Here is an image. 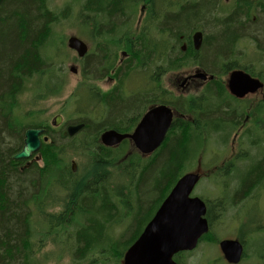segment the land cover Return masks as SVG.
Masks as SVG:
<instances>
[{"label": "trees", "instance_id": "16d2710c", "mask_svg": "<svg viewBox=\"0 0 264 264\" xmlns=\"http://www.w3.org/2000/svg\"><path fill=\"white\" fill-rule=\"evenodd\" d=\"M47 1L3 0L0 8V264H40L36 259V254L39 248H43L46 244L47 235L53 237L55 244L64 245L61 246V250L65 247L70 249L75 258H85L87 264H98L94 258L98 257L99 252L104 251L110 238L105 230L107 223L110 221H112L111 224L117 223L121 219V211L123 209L134 210L133 206L138 201V205L135 206L138 213L132 231V235H135L162 196L169 192L179 178L185 160L188 163L192 158L196 146L191 149L194 145L193 141L196 140L197 143L201 141L203 133L194 130L187 122L176 120L160 149L147 166L139 168L136 165V163L143 162L138 155L129 159L132 166L121 169V172L117 174V177H120L118 181L122 184L119 182L115 184L112 180L113 174L109 172L113 164L120 160V156L113 153L111 149L101 148L102 151L99 154L96 151V154L89 157L91 164L88 169L72 173L71 158L66 159L60 155L63 154L65 147L69 149L76 142L83 140L86 144L91 143L93 139H97L96 134L89 133L91 129L93 133H98L112 122L114 124L127 122L141 106L142 102L138 100L123 103L118 95L113 94L108 98L107 107L117 122L112 120L110 123L97 127L89 125L87 126L89 127L88 132H85L86 138L77 141L65 139L62 134H60V140L52 135L49 127L46 129L42 127L45 132L47 131L49 141L51 140L49 145L42 143L40 148L43 169H38L36 164L34 167L31 165L25 168L26 161H14L13 156L22 147L21 139L24 131L27 128H38L34 122L29 124L20 121L13 112L17 104V95L22 91L27 76L44 73L46 70V60L40 55V48L44 46L49 36L47 32L45 35V25L48 23L54 27L60 21L71 19L70 16L59 17V14L52 10L49 16ZM119 1L87 0L77 15L78 20L84 21L85 19V25L93 28L95 36L103 42L106 50L112 55H116L122 49L129 52L127 65L123 71V67L120 68L121 75L150 72V79L157 83L150 86L152 96L157 97L158 95L156 90L158 78L166 69L163 67L166 64L168 70H175L197 58L199 66L208 72H213L219 64H221L219 70H230L235 68L233 63H223L222 59L227 58L230 51L234 52L231 47L235 38L248 32L251 27L254 35L264 38V20L257 19L256 24L249 25L250 21L246 11L253 9L252 4L254 3L251 0H238L233 14L226 21L224 20L223 24L221 22V29L217 33L205 36L203 45L206 58L202 55L201 47L199 52L194 51L190 38V35L200 25L207 24L209 27L211 24L210 10L213 6L199 3L200 1L186 3L188 4L186 6L183 3V7L178 5L177 13H175L174 4H170L171 13H166L162 21L153 16L148 23L143 24L139 33L123 38L124 35L129 34L122 33V27L118 30H110L105 26L117 19L120 20ZM159 1H155L157 6ZM256 1L253 0V2ZM258 7L261 8V6ZM116 8L117 11H114ZM261 9L264 10L263 7ZM103 18L106 23L103 22ZM47 31L49 33V29ZM160 33L165 34L168 39L167 43L162 40ZM108 35H117L118 40L111 39ZM180 35L183 37V43H186L184 52L178 50L177 47ZM99 50L101 51L100 48ZM99 56L98 52L95 55L89 53L84 64H86L88 74H100L99 77H102L111 68H99L98 63H101L97 61ZM204 58L209 61L208 66H203ZM158 65L162 68H158ZM215 85L213 95L225 96L221 89L222 85L220 88L217 84ZM212 89L213 83H210L208 90ZM183 99L181 98L179 103H172V106L184 113L198 114L196 118L205 126L202 127L203 129L214 128L225 119L220 109L214 110L221 100L214 104L208 101L199 107L195 105V102ZM95 100L94 95H88L85 100L83 98L84 102L95 103ZM156 102L171 104L169 99L165 102ZM93 152H95L94 149L90 148L89 154ZM84 156L87 157L88 153L85 152ZM77 157L74 155L72 159ZM263 169L264 165L260 171L262 172ZM260 171L252 178L261 173ZM134 183L136 184L133 187ZM245 183L247 187L251 185L248 180ZM47 186L53 191L47 192ZM130 188L137 192V200L133 195H129L133 190H130L129 194L124 192V189L129 190ZM237 195L240 196V192ZM29 196L35 197L28 203L32 202V207L36 205L42 218L48 217L44 223L34 222L33 224L31 210L30 213L28 212L29 217L26 216L25 208L28 203L25 208L23 203ZM37 200L41 204L40 207L34 202ZM128 204H131V207ZM28 207L31 208L30 205ZM54 207L60 208L63 212L58 213L59 215L49 212V208ZM34 216L37 218L39 215L34 213ZM35 237L39 238L37 248L34 249ZM128 241L124 242L126 247H129L134 240ZM112 245L116 252V244ZM81 251L88 252L83 256ZM90 253L91 256L88 255ZM114 259L117 262L116 256Z\"/></svg>", "mask_w": 264, "mask_h": 264}, {"label": "rangeland", "instance_id": "374dc122", "mask_svg": "<svg viewBox=\"0 0 264 264\" xmlns=\"http://www.w3.org/2000/svg\"><path fill=\"white\" fill-rule=\"evenodd\" d=\"M178 1L179 0H165V2H171V3H177ZM191 1L192 0H184L183 3L186 6L188 4H191ZM198 1H200L199 3H207L208 6H210V7L213 6L212 9L210 10L211 17H212L211 19L212 20H211V24L209 25V27L207 26V24H205V26L200 25V27L196 29L197 31H200V32L203 33V41H202L201 49L203 50L202 51V55L204 56V48L205 47H204L203 43L205 41L204 40L205 36L207 37L208 35H212L214 32L217 33L221 29L224 20L226 21V19L228 17H230L233 14V12L236 10V2H237V0H209V1L195 0V2H198ZM251 2L254 3L257 6L260 3V0H258L256 2H253V0H251ZM57 3H60V0H57ZM183 3H181V7H183ZM186 3H188V4H186ZM76 4H78V3H76ZM210 4H214V5H210ZM118 7L120 9L119 10L120 20L117 19L113 23L105 24V26L108 29H110V30H118L119 28L123 27V24L126 23V19L128 18L127 11L124 12L122 6H120V5H118ZM76 8L72 12H70L68 14V16L71 17L74 14ZM50 10H52L53 12H56L54 9H50ZM114 11H117V8ZM175 13H177V11ZM246 14L248 16L247 18L250 21L249 25L250 24L251 25L256 24L255 21H257V19L264 20V10H261L260 8H255V9L253 8V9H251L248 12L246 11ZM253 17H254V20H253ZM160 19L161 18H158V20H160ZM221 22H222V24H221ZM70 23H71V19H69L68 21H64L63 20V21H60L59 23L55 24V26L53 28L59 29V28H62L63 26L66 27V26L70 25ZM83 24L85 25V19L83 21ZM47 25H48V23H46V25H45V33L47 32ZM248 28H249V26H248ZM251 28L248 29V32H246V33H244L243 35L240 36V38L238 39V41L235 44L234 52L230 51L228 56H227V58L222 59V60L224 61L223 63H225V62L226 63H233L232 65H234L235 67L237 65H239L238 67H241V63H243V62L255 63V67H253V68L251 67V69H250L251 72L254 75H259L264 80V38H262L261 36H258V35H254V32H253V30H251ZM64 30H66V29H64ZM157 30H158V28H157ZM196 30H194V31H196ZM58 31L59 30H54L53 31V35H54L53 37L54 38L52 37V39H50L48 41V45L49 46H51L57 40L59 41V44H60V42L61 41H65L66 37L68 36V35H57ZM108 37H110L112 39H115V40H118L117 36L108 35ZM162 37L165 38V34H163ZM251 37L256 39V41H258V43L260 44V49L261 50H257L256 51V52H259V54L258 53H254L253 50H252V49H255V48L259 47V45L257 43L255 45L253 40L251 39ZM247 42L249 44V48L248 49L245 48V45H246ZM58 48L61 51L60 53H54L57 48H51L50 49V53H53L52 54V63L55 65L56 63L61 62V63L57 64V67L58 68H62L63 71L65 72L66 76H67V84L65 86V90H64L63 96L48 98L45 101H42V102L36 104L35 106H31V103H30L31 99H30L29 94H24L20 98V101H21V103H22L24 108H26L28 110L33 109L36 112H40V115L42 116V119L47 120L49 125H51L53 117L56 114H58L61 110L64 111V114H61L62 117H63V121L64 122H70V121H74L76 119L75 117L72 116V109L71 108H65L64 101L66 100V98L70 94L71 90L75 87V85L79 82V80L81 78L80 74H78L76 76H73L72 74H70L68 72L67 66L70 63L73 62L71 60L74 59V55H72L70 53L69 56H65V54L68 53V49L66 47L61 46V44L59 45ZM119 52H117L116 55ZM64 56H65V59H66L65 61H64ZM205 58H204V63H203L204 65L203 66H208L209 61L207 59H205ZM79 60L80 59L77 58V62H79ZM100 60H102L100 57L97 58V61H100ZM62 61H64V62H62ZM194 61L197 64L199 63L197 58L194 59ZM260 62H261L262 65L260 64ZM76 64H78V63H76ZM220 66H221V64H219V66L216 69H214L213 72H211V73H215L216 74V75L215 74H212V75L218 77V81L217 82H218L219 88L221 87L220 86L221 83L223 84V82L227 78L226 73H229L231 71V70H228L227 72L221 73V70H219ZM190 69H194V67L184 68L180 74H175V75L174 74H169L168 75L167 80L170 81V82H173L174 86L176 87L175 93L177 95L183 94V93H181V91H183V87H182L183 83L179 79H183V78L187 77L188 75H191V72H186V71H188ZM204 70L206 72H208L206 69H204ZM52 71H53V73L55 72L54 68H52ZM110 71H111V69L107 72V74ZM96 76L99 77L100 74H97ZM94 83H95V85H96V87L98 89H99L100 86H103L102 89H106V85L103 82L95 80ZM214 87H215V84L213 83V88ZM221 89H223V87ZM203 94H204V92H200L199 94H197V95H199L197 98L202 97ZM86 98H87V96L84 97V100ZM203 104H204V102L203 103H199L198 106L201 107ZM217 115H220V114H217ZM54 129H57V128H54ZM91 132H92V130H91ZM210 137L211 136L208 135V133H206L204 135V141L206 139H211ZM227 138H228V141L226 143L229 145V142H230V140L232 138V134L228 135ZM23 139H24V137H22L21 142H23ZM93 142L94 141H92V143ZM50 143H51V140H50ZM196 143H197L196 140H194L193 141L194 145H192L191 149L196 145ZM92 147H95V145H93ZM208 149H210V148H207V150L201 149L200 152L198 150L197 152L194 153L195 163H196V159H197V167L192 173H200V174L203 175L205 173L204 172L205 170H209L210 163L213 162L215 159L221 157V155L223 153V150H224V147L221 146V145L218 146V148L216 150V158H214L211 154H208ZM72 157L73 156L65 157V158L66 159L67 158H71L72 159ZM202 157L204 159V162L208 163V164L203 166L202 169L204 171H202L200 169V164L202 163ZM40 160L42 161L41 158H40ZM76 160H78V159H76ZM225 161H226V159L218 161V163L215 165V167H217V168L219 167V169L224 168ZM190 162H191V159H189L188 163H187V160H185L184 165H189L190 164L189 166H187V168H186L187 170L185 172H188L190 167L192 166V163H190ZM33 164H36V162L34 161ZM38 165H39L38 167L41 166L40 164H38ZM29 166H31V165H29ZM32 166L34 167V165H32ZM192 168L193 167H191V169ZM120 172H121V170H119L116 174H118ZM47 178H45V179H47ZM205 178H203V180H205ZM114 180L118 181L119 179H117V177L114 176ZM48 183H51V182H48ZM116 183L117 182H115V184ZM119 183L122 184V182H119ZM205 183L203 181H201L197 185V187H195V190H194L193 194L201 193L202 191H204L206 195H203V194H200V195L199 194H195V195L203 196L205 199H208L209 205H210L212 202H217V198H214V197L219 196L221 194V190H222V188H221V179L219 177H217L216 175H214L213 177H211V181H210V183H212L213 185L209 184L207 182H205ZM135 184L136 183L133 184V187H134ZM228 184L232 187V189H234V184L233 183H231L229 181ZM206 186H207L208 189L206 188ZM118 190H119V188H118ZM50 191L52 192L53 190L50 187L47 186V192H50ZM236 191H237V189L235 190V193H236ZM133 193H134L133 194L134 198L137 200V195H136L137 192L135 191V189H133ZM229 193H230V191L224 193L225 199H229V197H228ZM34 197L33 196L27 197L25 199L24 203H23V207L25 208V206L28 203V201H30ZM40 198H39V200H40ZM35 199H37V198H35ZM39 200L34 201V202L37 203L38 207L41 206V204L39 203ZM137 205H138V201L133 206V208H134V217H133L132 224H131V221H127L121 227L114 229L110 233V237L112 239L108 241V243H107L108 245H110L113 241H116V245L123 244L125 241H128V240H129L128 242H132L138 236V234H139V232H140V230L142 228V225L139 228V230L136 232V234L132 235L133 225L135 224V219H136L137 213H138V210L135 207ZM258 205L261 206V208H262V211H260V212L257 211ZM128 206L131 207V204H128ZM25 210H26V216L29 217L28 212L30 213V209H29L28 205H27V208H25ZM49 212L58 214L59 212L62 213L63 211L60 208H58V207H54V208H51V209L49 208ZM234 218H236V219H234ZM257 219L258 220L259 219L262 220L261 224L264 223V193H261V192H259V194H258L257 203L255 204V209L251 210L250 208H248L246 211H240L238 208L228 209L224 213V215H221L218 218L216 217V219H214V221L212 220L213 221V226L210 229V231H211L210 233L212 235L209 236V238H208V240L206 242L200 243L198 245V247L191 254H189L187 256H181L179 261H178V263L179 264H223L222 261L218 262V259H220L221 256H220V252L218 251L217 245L214 244L213 240H216V239L220 240L221 238L223 239L225 237L226 238H233L234 235L239 236L240 232L243 233L244 231H247L248 234L250 233L248 238L246 236L240 235V237H241L240 239H242V240L247 239V243L245 245V252H246L247 258H245L243 261H241V264H260L261 261H258L257 257L260 255V258L262 259V256H264V233L262 232V230H259L258 232H252L251 225L249 226L248 229L247 228L246 229H242V227H240V224H242L244 222L250 223V221H255ZM211 224H212V222H211ZM53 247L55 249L58 248L56 245H53ZM35 248H37V247H34V249ZM45 248H46V246H45ZM51 252H52V249L49 246H47L46 249L41 250V252H39L38 257H40V256H42L44 254H49ZM81 252H82V254L84 256V255H86V253L88 251H86V253L83 252V251H81ZM70 253L72 254V251L70 249H67L65 251V253H64V256H68ZM102 253L103 252H99L98 256H101ZM88 255L91 256L92 254L90 253ZM66 258H64V259H66ZM74 260H77V258H74ZM54 261L55 260L48 259L47 264H73L68 259L64 260L63 262H59V263H55ZM84 261H87V259H85Z\"/></svg>", "mask_w": 264, "mask_h": 264}, {"label": "flooded vegetation", "instance_id": "af4514ba", "mask_svg": "<svg viewBox=\"0 0 264 264\" xmlns=\"http://www.w3.org/2000/svg\"><path fill=\"white\" fill-rule=\"evenodd\" d=\"M203 1H209V0H203ZM191 3H197V2H191ZM258 6L264 8V0H260ZM258 6L252 4V7L254 9L260 8ZM166 13H171L170 5L166 7L165 11L157 18H161L160 20H162ZM239 38L240 36L235 38V41L233 42V45L231 47L233 48L232 51H234L235 44ZM251 39L253 40L255 45L256 43L259 45V47L252 49L253 52L259 54V52L256 51L261 50L260 44L253 37H251ZM245 48L246 49L249 48L248 42L246 43ZM87 55H89V53H85V55L82 58H80L79 60L80 63L78 62L80 64V69L81 67L85 68L86 64H84V60L87 57ZM99 57L102 59L100 60L102 61V63H98L99 68L102 69L106 67H110L111 69L113 68L112 71L110 72L112 76H115L117 67H114L116 65L115 63L116 59H114V57H116V55H112L110 52H108L106 50V46L103 45L102 55ZM238 66L239 65H237L236 67L234 66L235 68H231L230 69L231 71L229 73H226L227 76L226 80L223 82V84L221 83L223 87V93H225V96L223 97L221 96L217 97L216 95L215 96L213 95L214 94L213 91L215 90L216 85L211 91L208 90L210 88V83H215L214 81H218V77L216 76H214V79L212 80L207 79L203 81L199 78H195L194 77L195 72H191V75H188L182 80L183 90L187 94H195L194 97L195 96L197 97V94H199L200 92H204V94L200 99L210 101L213 104L217 103L218 100H221L217 105L216 109L214 108V110L220 109V113L221 112L224 113V117H225V119H223L220 122V125H215L214 128L209 129L210 133H215L214 130L220 129L222 127L220 130V134L222 132V140L220 145L224 147V150L221 157L215 160V164H217L218 161L226 159L224 168L219 169L218 167L216 170L217 171L216 176L221 179V188H222L221 194L217 197H214L217 198V202H212L210 205L209 202L206 203L208 208L207 222L210 228L213 226L214 219H216V217L218 218L221 215H224V213L228 209L238 208L240 211H246L248 208H250L251 210L255 209V204L257 203V197L259 192L264 193V169L262 170V172L260 171L264 165V80L259 75H254L251 72L250 69L251 67L252 68L255 67V63L243 62L241 63V67ZM234 70L241 71L249 75L250 77L259 80L260 82L263 83V89L247 94L241 98L231 95L229 93L228 87L231 76L230 73ZM227 71L228 70H224V71L221 70V73ZM211 74H215V73H211ZM107 75L102 76L103 79L98 78V81L103 82L106 85V89H102L103 86L99 87L98 92L101 95L99 96L100 102L95 105H92L90 102H88L85 110L82 112L83 114L82 117H75L76 119L74 121L65 122V123L76 124L79 121H81L84 123V125H86V128H84L83 131L87 130L88 132L89 127L87 126L89 125L97 127L110 123L112 122V120H114V122H117L114 116L110 114L109 107H107L108 98L113 94H116L121 98L123 103L128 102L130 100L133 101L138 100L140 101V103L142 102V106L136 109L137 110L136 114L133 115L127 122L124 123L117 122L115 124L112 122L111 125L107 126L106 128H102L98 133H93V132H89V133L96 134L99 137L100 134L104 133L105 131H114V132L118 131L120 133H130L133 131L135 126L140 121L142 115L150 106L149 105L148 107L147 106L145 107L146 102L144 101H147L149 97H145L141 94L147 93L148 94L147 96H150L149 78H151V74L150 72L148 73L138 72L136 74L138 76L137 83L132 86V89H130L131 84H129L128 81L123 82L122 86H119V78H120L119 75L115 78L114 77L109 78L107 77ZM126 75L127 74L123 73L121 77H125ZM153 98L155 99V96H153ZM134 108L135 106L133 107V109ZM87 114H92L93 119H95L96 116L98 115L97 117H99L100 119L99 122L98 123L91 122L87 118ZM197 115L198 114H196L195 117L189 119V121H191L192 123L193 129L194 127L199 125V120H197L196 118ZM200 124L203 125L202 123ZM44 128L46 129V127ZM79 134H81V132L76 134V136H78ZM230 134H232V138L228 145L226 142L228 141L227 137ZM99 151L101 152V150ZM29 165L30 164L26 162L24 167L25 168L29 167ZM259 171L261 173H259L255 178H252V176ZM247 180L251 184L248 187L245 186L246 185L245 181ZM229 181L234 184V189H232V187L228 184ZM236 189L237 191L235 193ZM229 191H230L228 195L229 199H225L224 193ZM239 192H240V196L237 195ZM209 210H210V214H209ZM257 211L259 212L262 211L261 206L258 205ZM261 221H262L261 219L259 220L257 219L255 221H250V223L244 222L240 224V227H242V229H246V228L248 229L249 226L251 225L252 232H258L259 230H262V232L264 233V223L261 224ZM240 235L246 236L248 238L250 233L248 234L247 231H244L243 233L240 232L238 237L237 236L233 237V240H237L243 246V250H244L243 259H245L247 258L245 252V245L247 243V239L245 240L240 239L241 238ZM257 258L258 261H261L260 264H264V256H262V259L260 258V255Z\"/></svg>", "mask_w": 264, "mask_h": 264}, {"label": "water", "instance_id": "95a60500", "mask_svg": "<svg viewBox=\"0 0 264 264\" xmlns=\"http://www.w3.org/2000/svg\"><path fill=\"white\" fill-rule=\"evenodd\" d=\"M2 1L0 0V5ZM201 44L202 34L197 32L193 36L194 49L199 50ZM68 46L76 50L78 55H82L85 51L84 46L77 40H71ZM201 77L204 79L205 75ZM262 86L257 79H252L249 75L238 71L230 76L228 88L233 96L241 98L259 90ZM171 119L172 112L167 107H154L142 117L131 135H121L113 131L105 132L101 135V142L111 147L127 139L143 154L142 156H146L162 144L171 125ZM79 128L80 126L69 127L68 134L72 136ZM40 132L39 130L26 132L24 146L13 157L14 160L27 159L38 150ZM197 179L196 175L188 174L177 182L154 220L125 254L124 264H175L172 261L175 253L196 247L197 240L208 229L206 221L201 219V215L204 214L203 204H200L202 209L194 212L197 205H194L193 201L198 200L186 201ZM167 206L168 209H166ZM220 248L228 263H239L242 247L238 242L225 240L220 243Z\"/></svg>", "mask_w": 264, "mask_h": 264}, {"label": "bare ground", "instance_id": "6f19581e", "mask_svg": "<svg viewBox=\"0 0 264 264\" xmlns=\"http://www.w3.org/2000/svg\"><path fill=\"white\" fill-rule=\"evenodd\" d=\"M85 55V53H83L82 55H79V56H77V58H82L83 56ZM116 132V131H115ZM117 133V132H116ZM49 139V138H48ZM13 160H14V158H13ZM23 161V160H22ZM70 163H71V168H73V165H72V162L70 161Z\"/></svg>", "mask_w": 264, "mask_h": 264}]
</instances>
